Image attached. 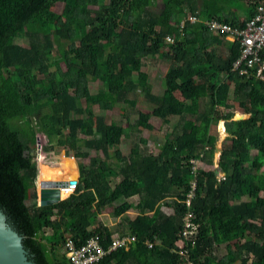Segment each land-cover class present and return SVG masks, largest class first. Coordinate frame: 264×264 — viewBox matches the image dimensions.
Wrapping results in <instances>:
<instances>
[{"label":"trees","instance_id":"1","mask_svg":"<svg viewBox=\"0 0 264 264\" xmlns=\"http://www.w3.org/2000/svg\"><path fill=\"white\" fill-rule=\"evenodd\" d=\"M258 1L0 0V209L23 237L35 264H54L50 252L55 264H66L63 256L57 263L58 248L47 250L48 244L63 249L66 238L81 245L98 234L105 245L111 230L97 217L112 208V216L121 218L132 209L129 200L134 196L136 216L123 219L114 232L133 235L136 242L100 264H181L172 250L193 181L197 186L191 206L200 229L192 258L198 264H234L219 258L217 247L242 236L235 260L264 264V81L232 74L239 44L212 34L205 24L216 20L242 27ZM58 2L64 3L61 24L51 5ZM232 9L243 12V19ZM188 13L197 17L195 23L187 19ZM18 30L25 32L28 46L16 43ZM223 44L228 47L224 55L218 51ZM147 57L170 63L160 96L151 93L142 71ZM91 82L102 90L91 93ZM137 91L153 106L152 116L164 124L177 116L178 130L158 144L157 153H142L134 143L128 156L115 150V161L110 162V151L128 129H153L151 115L139 113L132 125L123 127L106 123L94 106L105 111L134 107L129 95ZM237 106L243 117L250 116L243 119L239 114L242 120H234ZM213 120L223 121L227 134L218 163L221 180L214 170L200 167L194 175L188 164L205 147L199 159L212 164L206 156L213 154L217 142ZM39 134L46 137L47 153L67 147L65 158H89L87 165L78 164L74 191L64 189L62 198L70 195L46 207L38 204L39 171V189L42 181L69 180L75 173L63 163L38 168L34 146ZM244 196L251 200L237 202ZM162 203L172 208V215L162 212ZM47 230L57 240L49 238ZM146 242L153 246L148 248Z\"/></svg>","mask_w":264,"mask_h":264},{"label":"rangeland","instance_id":"2","mask_svg":"<svg viewBox=\"0 0 264 264\" xmlns=\"http://www.w3.org/2000/svg\"><path fill=\"white\" fill-rule=\"evenodd\" d=\"M51 5H52L54 17L61 24L63 22L64 3L58 2V3L51 4ZM245 5H246V3H245ZM237 14H238V16L241 17V19H243L242 12L237 11ZM16 43L20 44L22 46H28L29 45V40L26 38L25 32L23 30L17 31ZM195 48H196L195 46H190L189 50H194ZM227 49H228V47L223 44V50L218 49V51H220V52L222 51V54L224 55V54H226ZM169 64L170 63L168 61L158 59V58L147 57L144 59L143 70L148 75V83H149V86H150V88L154 94H157V95L162 94L161 92H162V90H164V78H163V76L166 73ZM63 67H64V65H63ZM53 72H57V71L54 70ZM8 85H10V82L3 84V86H5V87ZM89 89H90L91 93L95 94L97 92H100L102 90V87L97 82H91L89 85ZM176 95L179 97V94L176 93ZM129 99L134 100L136 102L134 107H131L130 105L126 104L125 106H121V107L115 108L113 110L105 111V110H100L97 106H94L95 113L97 115L103 116L106 123L115 122V123L121 124L123 127H127L129 124L132 125L135 122V120L137 119V116L139 113H146V114L151 115V119L149 122L152 124L153 129L150 131L143 129V128H138L137 131H131L130 129H128L127 132H129V133L127 134V136L122 138L119 145L115 146L110 151V159H109L110 162L115 161V158H114L115 150H119L121 152V155L124 157L128 156V154L130 152V148L133 146L134 142L139 143V145L141 147L140 150L142 153H149V152L154 153V150L156 149L158 144H162L166 137L173 138L175 133L178 130L175 126L177 121H178L176 117L171 118L170 122L168 124H164L162 121V118H157V117L152 116L153 107L151 104H149L146 101L145 96L141 92H135L134 94L129 95ZM234 105H236V104L234 103ZM239 114L243 115L241 113L240 109L238 108V106L234 107L233 115H234L236 120L240 119V117L237 116ZM245 116H246V118L249 117L247 115H245ZM221 125H223V127H224L223 121L213 120L211 123V132L217 136V142H216L215 148L217 147V148H219V150L222 149L224 139L227 137V134L223 131V129H222L223 127ZM80 134H81L80 135L81 137L84 136L83 133H80ZM45 147H46V137L42 134H39L37 142L34 146V156H35V161L37 162L38 168H40L42 164H47L52 168H57V167L61 166V164L63 163L64 167H68L72 172L76 173V169L78 171V164L79 163H82L84 165H87L89 163V158L82 159L80 161L73 158V157H71L69 159L65 158L64 156H66V154L68 153L67 147H62V148L55 147L50 153H47L43 150V148H45ZM219 150L216 152V156L219 155ZM214 152H215V150H214ZM40 153H42L43 155H40V159H39ZM255 154H256V152L252 151V155H255ZM94 155H96V153L91 152V156L93 157ZM98 155H100V154H98ZM70 156H71V154H70ZM199 166L202 167V165H200V163H199ZM39 175H40V171L38 173V178H37V182H36L37 195H38V188H39L38 187ZM54 180H61V179L57 178ZM112 181H113L112 182V185H113L114 181H116V179H113ZM260 187H261L260 195L264 196V193H263L264 184H263V182L260 183ZM72 192H73V190H72ZM38 198H39V196H38ZM137 199H138V197H133L129 200V202L132 204L133 207L125 215H123L121 218H119L120 221L123 219H125V220L133 219L136 216L137 210H136V207L134 205L137 203V201H138ZM32 202L33 201H29L28 205H31ZM38 202H39V199H38ZM117 204L118 203L114 204V206H116ZM161 210L163 213H166V214L171 212V210L166 206L165 203L161 204ZM119 219L114 218L112 216V208H106L97 217V221L102 223L108 229H110V228L114 229L119 224ZM46 234L49 238L55 239V236H54L52 231L47 230ZM55 240H57V239H55ZM243 241H244V238L240 237L237 240H235L234 242L227 244L226 246L217 247V252L220 255L229 254V257H231V259H234L233 255H234V252L236 249V245H240L241 243H243ZM50 247L54 248L56 246H53L52 244H50V245L48 244L47 250H49ZM56 248H58V247H56ZM56 253L58 254V262L57 263H59V262H61L63 255H62L61 250L60 251L58 250ZM49 255L51 257L52 253L50 252ZM52 257H51V260L55 264L54 258H52ZM233 263L239 264L238 261H234Z\"/></svg>","mask_w":264,"mask_h":264},{"label":"built area","instance_id":"3","mask_svg":"<svg viewBox=\"0 0 264 264\" xmlns=\"http://www.w3.org/2000/svg\"><path fill=\"white\" fill-rule=\"evenodd\" d=\"M255 11L244 26H231L224 22L216 20L205 21L207 29L214 35L222 37L229 43L239 44V57L232 63L230 72L240 77H255L264 81V59L261 53L264 50V0L255 3ZM192 23L197 21V17L189 15L187 18ZM185 21L181 26L184 27ZM169 42H173L168 37ZM207 149V148H206ZM201 164L199 158L190 159L188 164L192 174H196ZM195 181L191 182V187L184 200L186 211L182 218V227L177 235L175 247L172 252L176 254L181 264H198L191 256V250L195 246L199 236V224L196 221V215L192 211L191 200L195 197ZM173 214V210L167 215ZM136 242L133 235H115L106 238V244L103 245L101 237L95 234L88 238L83 244L76 245L72 239L66 238L63 242V254L68 264H100L102 260L111 253L119 249H128ZM148 248L152 243L146 242Z\"/></svg>","mask_w":264,"mask_h":264},{"label":"water","instance_id":"4","mask_svg":"<svg viewBox=\"0 0 264 264\" xmlns=\"http://www.w3.org/2000/svg\"><path fill=\"white\" fill-rule=\"evenodd\" d=\"M250 116V115H248ZM246 119V117H243ZM248 118V117H247ZM236 120L235 118H233ZM242 120V119H239ZM219 148H215L217 152ZM222 149L219 150V154ZM79 179L76 169L75 175L69 180H51L42 181L40 189L38 188L39 206L46 207L60 203L64 189H72L74 191ZM39 182V180H38ZM0 264H35L29 256L28 251L23 245V237L8 223L6 213L0 209Z\"/></svg>","mask_w":264,"mask_h":264},{"label":"crops","instance_id":"5","mask_svg":"<svg viewBox=\"0 0 264 264\" xmlns=\"http://www.w3.org/2000/svg\"><path fill=\"white\" fill-rule=\"evenodd\" d=\"M231 11H233V12H237V9H232ZM242 14H243V12H242ZM189 15H192L191 13H188V16ZM188 16H187V18H188ZM183 22V21H182ZM182 22H181V24H182ZM222 22V21H221ZM184 27H185V24H184ZM184 27H182V29L184 28ZM196 47V46H195ZM143 66H144V60H143ZM142 71H144L143 70V68H142ZM167 72V71H166ZM166 74V73H165ZM164 74V75H165ZM163 78H164V76H163ZM147 83H148V75H147ZM148 85H149V83H148ZM150 87V86H149ZM150 90H151V88H150ZM163 91L164 90H162V92L161 93H163ZM137 92H139V91H137ZM151 93L152 94H154L153 93V91L151 90ZM176 93L177 94H179V97L176 95ZM154 95H157V94H154ZM160 95H162V94H160ZM160 95H157V96H160ZM145 96V95H144ZM174 96H175V98L176 99H178L179 101H183V97H182V95L179 93V92H174ZM182 97V98H181ZM146 98V97H145ZM134 101V100H133ZM147 101V100H146ZM135 102V101H134ZM148 102V101H147ZM136 103V102H135ZM149 103V102H148ZM150 104V103H149ZM153 107V106H152ZM146 114V113H145ZM177 118V120H178V117L177 116H174V117H171V118ZM171 118H169V122H170V119ZM151 119V118H150ZM150 121V120H149ZM151 124V123H150ZM152 125V124H151ZM222 127H223V125H221ZM223 129V131H224V128H222ZM134 143H136V142H134ZM134 143H133V145H134ZM138 145H139V143H137ZM133 147V146H132ZM131 147V148H132ZM139 147H140V145H139ZM130 148V149H131ZM141 148V147H140ZM158 152V147H156V149L154 150V153H157ZM206 157H208L209 159H212V164H210V163H208V162H204V161H202V163L200 164V165H202V167H200L201 169H204V170H214V173H215V175L217 176V178L219 179L220 177H222L223 176V174L220 172V170H219V168H218V163H219V157H220V154L218 155V156H216V152H213V154H208ZM134 197H137V196H134ZM133 198V197H132ZM138 200V199H137ZM251 199L249 198V197H247V196H244V197H242L239 201H237V202H249ZM184 203V205H185V202H183ZM136 205V204H135ZM134 205V206H135ZM170 210H172V208H170L169 206H167ZM185 207H186V205H185ZM192 208V207H191ZM194 213V212H193ZM166 214V213H165ZM167 215V214H166ZM172 215V214H171ZM119 219V218H118ZM130 220V219H129ZM122 221V220H121ZM120 219H119V224H120ZM196 221H197V218H196ZM198 223V222H197ZM199 224V223H198ZM118 226V225H117ZM116 226V227H117ZM115 227V228H116ZM114 228V229H115ZM114 229H109V230H111L110 232H111V234H109V235H107L106 237L108 238V237H112V236H115V235H125V234H120L119 232H114ZM199 229H200V224H199ZM240 237H242V236H240ZM239 237V238H240ZM234 242V241H233ZM229 243H232V242H229ZM229 243H226V244H223V245H220L219 247H221V246H226L227 244H229ZM133 245V244H132ZM131 245V246H132ZM130 246V247H131ZM229 246V245H228ZM227 246V247H228ZM56 247H58L59 248V250H61V252H62V255H63V258H64V260H65V262L67 263V260H66V258H65V255L63 254V249H60V247L59 246H56ZM129 247V248H130ZM55 248V247H54ZM226 248V247H225ZM126 250V249H125ZM218 253V252H217ZM134 255H135V258L137 259V256H139L138 255V253L137 252H135L134 253ZM218 255H219V258H222V257H227L231 262H234V261H236L235 260V258L234 259H231V257H229V254H225V255H220L219 253H218ZM52 257V256H51ZM53 258V257H52ZM137 261H138V259H137ZM139 263V262H138ZM238 263L240 264V261L238 260ZM68 264V263H67Z\"/></svg>","mask_w":264,"mask_h":264},{"label":"clouds","instance_id":"6","mask_svg":"<svg viewBox=\"0 0 264 264\" xmlns=\"http://www.w3.org/2000/svg\"><path fill=\"white\" fill-rule=\"evenodd\" d=\"M248 116V115H247ZM224 123V122H223ZM225 132V131H224ZM207 147H205V150L203 151V152H201L200 153V155H199V158H201V157H203L204 156V153L207 151V149H206ZM194 159H196V158H194ZM200 160V159H199ZM200 162L202 163V161L200 160ZM224 175V174H223ZM221 179H223V176L222 177H220L218 180H221Z\"/></svg>","mask_w":264,"mask_h":264},{"label":"bare ground","instance_id":"7","mask_svg":"<svg viewBox=\"0 0 264 264\" xmlns=\"http://www.w3.org/2000/svg\"><path fill=\"white\" fill-rule=\"evenodd\" d=\"M71 192H72V189H71ZM71 192H70V193H71Z\"/></svg>","mask_w":264,"mask_h":264}]
</instances>
